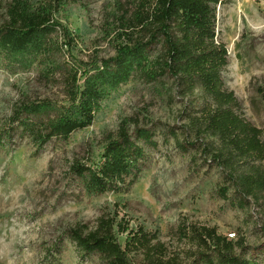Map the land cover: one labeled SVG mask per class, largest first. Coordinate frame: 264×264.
<instances>
[{"label": "trees", "instance_id": "1", "mask_svg": "<svg viewBox=\"0 0 264 264\" xmlns=\"http://www.w3.org/2000/svg\"><path fill=\"white\" fill-rule=\"evenodd\" d=\"M80 1L0 0V68L19 73L37 66L46 81L61 73L66 95L61 104L17 105L9 122V139L20 132L35 143L38 153L53 140L68 142L95 123L112 94L141 76L163 88L169 101L175 96L186 101L184 139L181 142L174 132L172 138L183 151L190 146L209 154L222 169L225 185L218 189L220 198L233 209L245 210L251 201L261 205L264 130L244 117L242 104L223 78L229 53L218 41L217 13L225 0H136L132 6L120 7L114 18L118 30L114 57L87 65L72 57L60 64L56 54L69 48L75 36L60 16ZM61 30L60 43L55 36ZM257 94L264 103V84ZM136 126L130 134L123 121L118 136L108 137L99 160L72 165L70 175L82 198L123 194L139 181L150 162L148 150H157L158 142L152 129ZM232 188L235 199L228 196ZM122 225L103 216L93 230L78 225L68 235L84 257L98 256L102 264H134L137 254L143 257L141 264H184L178 256L167 258L157 232ZM176 234L197 248L190 264H255L247 259L244 241L234 243L215 229L200 231L181 224ZM62 244L47 251L44 264L60 261Z\"/></svg>", "mask_w": 264, "mask_h": 264}, {"label": "rangeland", "instance_id": "2", "mask_svg": "<svg viewBox=\"0 0 264 264\" xmlns=\"http://www.w3.org/2000/svg\"><path fill=\"white\" fill-rule=\"evenodd\" d=\"M135 1L72 4L60 18L76 37L72 34L71 46L55 59L63 64L75 57L87 65L114 57L118 32L114 18L120 15V7ZM217 19L218 41L229 53L223 72L226 87L242 104L244 117L264 130V103L257 94L264 84V0H225L218 7ZM63 33L55 36L60 43ZM61 77L57 73L46 81L37 66L19 73L0 68V264H44L47 251L60 242L65 249L57 264H102L98 256L84 257L68 234L78 225L93 230L103 216L116 218L123 228L157 232L166 245L167 258L178 256L184 264H190L197 248L179 239L176 232L181 224L200 231L215 229L234 243L244 241L247 259L264 264V201L261 205L251 201L241 210L220 198L218 189L225 185L222 169L209 154L190 146L183 151L172 138L174 132L181 142L184 139L186 101L177 96L169 101L163 88L141 76L112 94L95 123L68 142L53 140L38 153L35 143L20 132L9 139V122L17 105L65 102ZM123 121L130 134L136 125L152 129L158 149L148 150V167L128 192L82 198L70 175L72 165L99 160L108 137L118 136ZM228 196L237 197L233 188ZM142 258L134 255L133 263L141 264Z\"/></svg>", "mask_w": 264, "mask_h": 264}]
</instances>
